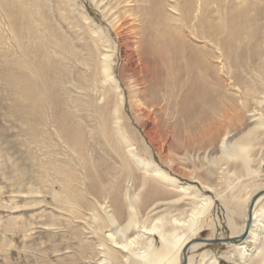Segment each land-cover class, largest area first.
<instances>
[{
    "label": "bare ground",
    "instance_id": "1",
    "mask_svg": "<svg viewBox=\"0 0 264 264\" xmlns=\"http://www.w3.org/2000/svg\"><path fill=\"white\" fill-rule=\"evenodd\" d=\"M54 1L0 0L9 30L0 41L13 43L2 50L5 59L12 55L2 72L32 145L36 188L28 192L42 195L41 203L53 199L42 224L66 229L60 250L73 253L66 259L194 264L188 252L206 244L183 253L197 239L180 242L174 233L177 226L202 231L213 200L175 173L215 192L229 238L241 237L255 199L247 236L223 244L231 250L222 257L264 264L263 174L250 165L264 135V0H88L107 31L76 0ZM76 14L88 41L80 39ZM66 32L80 39L79 48ZM187 163L202 175L185 171ZM213 177L225 190L209 184ZM207 226L216 229L214 220ZM1 227L15 231L12 222ZM16 232L28 237L23 224ZM39 252L34 264H49L47 251ZM198 264L220 263L204 251Z\"/></svg>",
    "mask_w": 264,
    "mask_h": 264
},
{
    "label": "rangeland",
    "instance_id": "2",
    "mask_svg": "<svg viewBox=\"0 0 264 264\" xmlns=\"http://www.w3.org/2000/svg\"><path fill=\"white\" fill-rule=\"evenodd\" d=\"M50 1L52 2V5L56 6L54 0ZM76 3L77 5H83L89 15L97 24L101 26L104 31L108 30L106 21L101 20L97 8L92 2L88 0H76ZM53 19V23L56 22L60 24V20L57 16H54ZM75 23L82 27V29L78 31V33L80 32V39L84 38L82 40L88 41V31L84 30L87 29V26L86 24L84 25V21L80 20L77 14ZM7 27L8 26L6 19L1 17L0 32L9 33ZM109 34L110 38L114 40V35L112 34V32H110ZM66 35L69 37L70 41H73L75 43L74 45L76 48H79V46H81L80 43H78V40L80 41L78 37H74V35L67 32ZM81 42L83 43V41ZM12 44L13 43L9 42L8 40L0 41V264H34V258L39 256V250L47 251L45 253L47 254V260L50 262L49 264H52V262L53 264H59L61 262V260H58L60 257H62V259H66L70 257L68 255L72 256L73 253L71 249L66 250L64 248L67 242V238L63 240L61 238L62 234H64L66 231L63 226L48 227L42 224L45 219L51 216L50 211L52 209L51 204H53V199L49 198L48 202L50 204L48 203V205L44 202H40V200H42V195L29 194L28 192L30 191V189L36 188V178L33 173L34 165L30 157V150L32 145L28 137L23 135L21 132V125L18 123V118L12 110L14 97L4 82V72H2V64L7 60L12 59V55L9 56V54H7L8 58L5 59L2 50L6 49L7 47L12 48ZM7 50L8 49H6V51ZM13 51L15 52V47L13 48ZM82 53L85 54L86 52L83 51ZM120 62L121 60L118 59V63L115 66L116 73L118 72V64H120ZM74 80L77 81L76 72L74 75ZM74 92H76V89L74 90ZM127 109L129 116L132 117V114L129 113L130 111L128 103ZM259 139L262 141H260ZM259 139L258 142L256 141L259 146L256 145V147L254 146L255 148L253 147L250 150V165L251 167H253V169H259V171L262 170L260 175H263L260 177V179L264 182V135H261ZM259 141L262 143H260ZM261 162L263 163L262 165ZM191 167V164L187 163L184 169L185 171L194 173L196 175L203 172V170L199 172H196L194 170V172L192 170L193 168ZM171 176H173L180 183L191 185L198 192L210 197L213 200V205L209 211V214L203 219L204 228L202 229V231L194 234L187 227L180 228L179 226H177L175 230L177 234L174 233L175 239L182 242L186 239L191 240L194 238L211 240L229 237L230 230L226 225V210L222 202L218 198H215V192L205 189L204 186L197 180L191 179L187 176L175 173L171 174ZM231 178L232 180H236L238 176H234ZM214 179L215 177H213L209 181V184L214 187L216 191L220 190L218 192L225 190L222 185H219L220 183L217 182L218 180ZM244 180L245 178H243L241 182H244ZM248 190L246 189L240 194L243 196ZM226 195H228V193H226ZM33 200H36V202L40 203L31 205L30 202H32ZM187 202L188 200L184 203L188 204ZM188 207L189 205L186 206V208ZM210 220H214V222L216 223L215 231L211 230L207 226L209 225ZM235 221L238 224H241L243 222V218L236 215ZM8 222H12L14 224L15 231L4 233L1 226ZM153 222H155V220H148L147 225L151 226L154 224ZM22 224L25 225L26 230H28L26 234L28 237L26 238H23L19 232H16V230L21 227ZM62 242L65 243L63 244ZM53 245H59V250L61 246H64V249H61V252L59 251L58 253H53L50 248V246L52 247ZM154 245L158 248L160 247V240L157 235L154 236ZM248 245L249 249L253 248L252 244L249 243ZM229 250H231V247L229 245L206 244L199 249L193 251L190 250L188 252V255L194 256V264L199 263V254L204 251L214 254L220 264H237L235 261L240 262L239 257L236 254L230 261L222 257V254L225 251ZM65 252H68L67 255L65 254ZM63 253L64 255H62ZM56 256L59 258L57 259ZM68 261L70 260L66 259L65 262L67 263L64 264H79L78 262L72 263L71 261ZM63 262L61 264H63Z\"/></svg>",
    "mask_w": 264,
    "mask_h": 264
},
{
    "label": "water",
    "instance_id": "3",
    "mask_svg": "<svg viewBox=\"0 0 264 264\" xmlns=\"http://www.w3.org/2000/svg\"><path fill=\"white\" fill-rule=\"evenodd\" d=\"M261 194H264V192H260L258 194V196H260ZM255 199L250 203L249 207H248V218H247V223H246V228L243 232V234L241 235L240 238L237 239H233V238H221V239H212V240H206V239H197V240H194L192 243H190L186 248L185 250H183V253H186L187 252V249L190 247L191 244H193L194 242H203L205 244H235L237 241H240V240H243L245 239V237L247 236V233H248V230H249V227H250V224H251V210L253 208V203H254ZM182 264H185V261H183Z\"/></svg>",
    "mask_w": 264,
    "mask_h": 264
}]
</instances>
